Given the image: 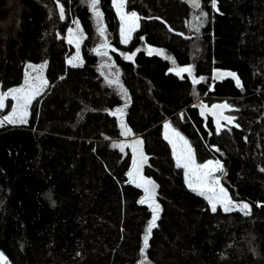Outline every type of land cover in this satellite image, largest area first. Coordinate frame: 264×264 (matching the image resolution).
Here are the masks:
<instances>
[{
	"label": "trees",
	"instance_id": "obj_1",
	"mask_svg": "<svg viewBox=\"0 0 264 264\" xmlns=\"http://www.w3.org/2000/svg\"><path fill=\"white\" fill-rule=\"evenodd\" d=\"M90 2L59 0L61 19L57 0H0L1 89L18 86L27 63H45L47 79L27 124L0 127L7 264H264V0H217L218 10L211 0L199 8L125 0V12L139 17L126 46L112 0H99V21ZM76 20L84 36L78 68L66 63ZM186 67L204 80L176 74ZM213 70L235 73L242 88L214 81ZM198 100L227 102L238 126L215 132ZM118 108L123 113L113 115ZM166 121L198 164L220 161L222 184L250 214L212 212L185 185L163 138ZM129 137L142 141V174L160 205L143 253L152 211L128 175L132 151L113 146Z\"/></svg>",
	"mask_w": 264,
	"mask_h": 264
},
{
	"label": "snow or ice",
	"instance_id": "obj_2",
	"mask_svg": "<svg viewBox=\"0 0 264 264\" xmlns=\"http://www.w3.org/2000/svg\"><path fill=\"white\" fill-rule=\"evenodd\" d=\"M124 2L125 0H119V3H116V0H114V3L116 4L117 7V11L121 12V9L124 7ZM57 4L59 7V12H60V18L64 19V7L63 5L59 4V0H57ZM98 4H99V0H91L90 2V6L93 9V11L95 12V15L99 21V19L102 17V13H100L97 9H98ZM211 4L212 7L214 9H217V0H211ZM194 6L199 8V2L198 0H194ZM200 16H206V13L201 12ZM125 19H128L130 21H135L138 20L139 17L137 16V14L135 12H132L130 14V16L125 17V15L123 13H121V20L124 21ZM133 28H128L127 31L126 29L122 26L121 28V36L123 38V42H127L128 39V33H130V31H132ZM198 30V29H197ZM69 32L71 33V29H69ZM100 34L103 35V29H100ZM69 43H72V39L70 38ZM78 46V45H77ZM113 51H115V49H113ZM152 49H149V54H152ZM98 54H103V55H107V53H101L99 50H97ZM157 54L159 55H164V53L162 51L158 52ZM79 57V52H77V58ZM128 59H131L132 57L129 56L127 57ZM169 59H171V57H167ZM173 64H175V61H172ZM69 63L71 64L72 61L70 60ZM73 66H77L75 64H73ZM32 65H29V68H32ZM44 65H41V68H43ZM187 72L189 75H192L193 69L191 67H186V68H180L177 70L176 74L180 75L181 73H185ZM27 76V74H26ZM225 76H230L232 79L235 80L236 85L238 87H242L241 85V81L239 80V78L236 76L235 73L233 72H220V71H216L214 73V77L213 79L215 80H220L222 78H224ZM37 79H40L39 77H37ZM204 80V77H195L193 76V84H198L201 81ZM25 85L26 87H20V88H14L11 89L9 91V93L5 94V95H0V109H3L5 107V100L7 99V97L10 95L11 98L13 100L17 101V105L15 107L12 108V114L11 115H7L3 118V120H0V126H3V124L6 122L8 124H15V123H26V117L28 115L27 112V108L28 105L31 103V100L34 98V96L37 94V91L39 89V85H34L29 83V81L26 79L25 80ZM125 95H127V93L125 92ZM127 106V104H125V107ZM206 106H201V110H202V114H203V109ZM213 109H227L229 108V105L227 104H221V105H213L212 106ZM118 113H123V109H117L115 113H112L113 115H116ZM215 115V113H213ZM224 120H226L228 123H233L234 121V117H223ZM238 126V125H235ZM124 127L123 123H122V128ZM165 128L168 129L170 128V125L166 124ZM216 128H217V132L220 131L221 129V123H220V119L218 118L216 120ZM127 129H125V131L122 133L124 135L128 134ZM173 134L179 138L180 141L183 142L184 145V150H182L181 154L177 155L176 157V163H177V167H182L184 168L185 171V176H186V182L188 183V187L196 192L198 195L204 196L205 199L208 200L210 206H211V211L212 212H216L217 211V205L220 204L223 206V210L225 212H229L232 211L234 209H239L240 211L244 212L245 215L250 214V208L249 205L247 203H243V204H234L233 201L229 198L227 191L223 188L220 187V182L219 179L216 178V176L214 175L216 172L218 171H223V166L220 163V161H208L207 163L204 164H196L195 162V157L192 151L191 146L188 144V141L184 139L183 136L180 135L179 132H175V130H173ZM166 139H169V143L173 144V147L175 149V142L169 138V136L166 134L165 136ZM140 143H142L141 141H136V144L139 145ZM114 147H120L121 151H123V145H113ZM186 150V152H185ZM133 151H136V148H133ZM218 151V149H217ZM141 159L142 160H146V157L143 156V154L141 153ZM136 167V162L134 161V168ZM138 173V170H137ZM129 177L133 179V181H135V176L133 172H129L128 173ZM142 180V184L137 183V187H141L142 185L145 186L144 190L146 193L145 199L141 200L140 203L141 204H145L147 203L149 208L152 211V216H151V220L148 223V226L146 228V234L144 236V240H143V249H142V253L148 248L149 246V238L153 232V230L158 226L157 225V221L159 219V213H160V205L158 203H156L155 201V196H154V188L155 185L153 184V182L151 180L145 179L143 177H141ZM147 185H151L152 186V190H150ZM0 264H7V259L4 256L3 253H0Z\"/></svg>",
	"mask_w": 264,
	"mask_h": 264
},
{
	"label": "rangeland",
	"instance_id": "obj_3",
	"mask_svg": "<svg viewBox=\"0 0 264 264\" xmlns=\"http://www.w3.org/2000/svg\"><path fill=\"white\" fill-rule=\"evenodd\" d=\"M116 3H119V0H116ZM112 5H113V8H114V10L116 12V15H117L116 17H118V21H119V29H118L119 30V42L121 43V45L126 46L130 42V39H131L133 33L138 28V20H135L133 22V21H130L128 19H125L124 21H122L121 20V13H123L125 15V17L130 16L131 13H129V14L126 13L124 7L121 9V12H118L116 4L114 3V0H112ZM122 26L126 29V31L130 27L133 28V30L130 31V33H128L127 42H123V38L121 36V28H122ZM70 29H71V33L69 31H67L68 33H67V36H66V41L68 42L70 38L72 39L73 42L72 43L68 42V43L73 47L74 50H73V53L67 58L66 63H67V65H69L71 67H74L73 64H75V65H77L75 67L78 68V67H81L82 64H83V60H82V57H81L82 56V54H81L82 44L81 43L83 42V37L84 36H83L82 30H81V26H80V24H79V22L77 20L73 22V25L71 26ZM149 49L154 50V51H152V54H149ZM160 51L161 50H158V49H155V48H152V47H147V53L149 55H153V54L159 55L157 53L160 52ZM77 52H79V57L78 58H77ZM159 56L163 57L164 55H159ZM70 60L72 61L71 64L69 63ZM29 65H32L33 67L29 68ZM41 65H44V67L41 68ZM45 69H46V64L45 63H39V64L27 63L26 66H25L24 72H23L22 82L20 84H18V86H14V87H11V88L6 89V90H2L1 87H0V95H5V94L9 93V91L11 89H14V88L26 87L25 80L27 79L29 81V83H31V84L39 85V89L37 91V94L31 100V102H32L40 94H43V92H44V90H45V88L47 86V84H46L47 83V79H46L45 71H44ZM216 71H219V70H213V74H212L211 77H214V73ZM220 72H229V71H220ZM26 74H27V76H26ZM37 77H39L40 79H37ZM190 78H191V81L193 82V76L192 75H190ZM224 78H229V79L233 80L235 85H236L235 80L232 79L230 76H225ZM224 78H222V79H224ZM222 79H220V80H222ZM213 80L214 81H220V80H215V79H213ZM236 87H238V86L236 85ZM238 88L240 89L242 87H238ZM198 101H199L198 110H199L200 116H202L204 119L210 116V118L212 119V123H213V126H214L213 128H214L215 132H217L216 120L218 118L220 119V123H221V129L220 130L225 129V128H230V127H235V125H237L235 123V121H233V123H228L226 120L223 119V117H233V115H231L232 107L227 102L222 101V102H218V103L213 104V105L227 104V105H229V108H227V109H220V108L213 109L212 108L213 105L209 106V105L205 104L202 100H198ZM4 103H5V107L3 109H0V114L2 113L0 115V120H3V118L5 116H7V115H11L12 114V108L17 105V101L13 100L10 95L7 97V99L5 100ZM30 104L28 105V108H27L28 114H29V106H30ZM202 105L206 106L203 109V114H202V110H201V106ZM213 113H215V115ZM27 120H28V115L26 117V121ZM25 124H27V122L26 123H15V124H8V123L5 122L3 124V126H18V125L20 126V125H25ZM166 124H168L167 121L163 123V129H162L163 130V138L165 139L166 143H168V145H169V147L171 149V154H172V157L174 159V162L177 165L176 157H177V155L181 154L182 150H184V145H183V142L180 141L179 138L176 137L173 134V130L174 129L171 128V126L168 129L165 128ZM0 127H2V126H0ZM175 132H179V131L175 130ZM166 134L169 136L170 139H172L175 142V149L173 147V144L169 143V139L165 138ZM180 135L183 136L181 133H180ZM184 139L186 140L185 137H184ZM136 141H141V139L140 138H133V137L123 138L122 140L114 143L113 145H123V150L128 145L129 149L132 151V156L134 158V161L136 162V167L134 168V162H133V167H132V169H130L131 172H133L134 176H135V181H133V182H135V184H137V183L142 184L141 177H143L145 179H148V178L144 177L143 174H142V166H143V164L145 162V160L141 159V153H142L141 152V146H142V144L140 143L139 145H137ZM134 147L136 148L135 152L133 151ZM117 149H119L121 151L120 147H117ZM185 152H186V150H185ZM196 164H198V163L196 162ZM179 168H181L182 171H183L184 182H185V185L188 187V183L186 182V176H185V171L186 170L184 168H182V167H179ZM137 170H138V173H137ZM219 172L220 171L216 172L214 175L216 176V178L219 179L220 187H223L225 190H227L226 187L221 182V178L219 176ZM148 180H150V179H148ZM147 187L150 190H152V186L151 185H147ZM141 188L143 189L144 195L146 196V193H145V190H144L145 186L142 185ZM192 192L196 193L194 191H192ZM227 193H228V191H227ZM145 196H144V199H145ZM154 196H155V188H154ZM228 196L230 198L229 193H228ZM202 197L205 199L204 196H202ZM205 200L208 203L207 205L211 209V206H210L208 200L207 199H205ZM232 201H233L234 204H237V205L243 204V203H247V202H244V201H234V200H232ZM145 204L148 206L147 203H145ZM249 208H250V205H249ZM217 209H220L222 212H225L223 210V206L220 205V204L217 205ZM233 211L244 213V212L240 211L239 209H234V210L229 211V212H233Z\"/></svg>",
	"mask_w": 264,
	"mask_h": 264
},
{
	"label": "water",
	"instance_id": "obj_4",
	"mask_svg": "<svg viewBox=\"0 0 264 264\" xmlns=\"http://www.w3.org/2000/svg\"><path fill=\"white\" fill-rule=\"evenodd\" d=\"M182 2L186 3L187 5H189L191 8H194V0H182ZM199 4H200V0H198ZM8 263V261H7Z\"/></svg>",
	"mask_w": 264,
	"mask_h": 264
}]
</instances>
